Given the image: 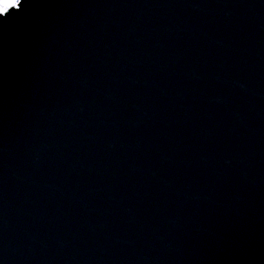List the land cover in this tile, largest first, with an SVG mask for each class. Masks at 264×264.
<instances>
[{
  "label": "water",
  "instance_id": "95a60500",
  "mask_svg": "<svg viewBox=\"0 0 264 264\" xmlns=\"http://www.w3.org/2000/svg\"><path fill=\"white\" fill-rule=\"evenodd\" d=\"M0 264H264V0L0 20Z\"/></svg>",
  "mask_w": 264,
  "mask_h": 264
},
{
  "label": "snow or ice",
  "instance_id": "6c2138e0",
  "mask_svg": "<svg viewBox=\"0 0 264 264\" xmlns=\"http://www.w3.org/2000/svg\"><path fill=\"white\" fill-rule=\"evenodd\" d=\"M23 0H2L0 2V20H6L10 12H17L21 11Z\"/></svg>",
  "mask_w": 264,
  "mask_h": 264
}]
</instances>
